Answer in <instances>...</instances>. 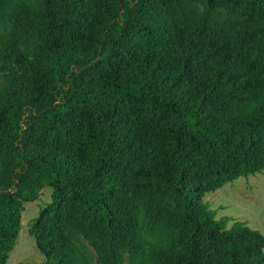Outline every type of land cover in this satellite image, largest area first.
Wrapping results in <instances>:
<instances>
[{"label": "trees", "instance_id": "trees-1", "mask_svg": "<svg viewBox=\"0 0 264 264\" xmlns=\"http://www.w3.org/2000/svg\"><path fill=\"white\" fill-rule=\"evenodd\" d=\"M0 79V264L46 188L44 264H264L203 204L264 171V0H0Z\"/></svg>", "mask_w": 264, "mask_h": 264}, {"label": "rangeland", "instance_id": "rangeland-1", "mask_svg": "<svg viewBox=\"0 0 264 264\" xmlns=\"http://www.w3.org/2000/svg\"><path fill=\"white\" fill-rule=\"evenodd\" d=\"M30 6L38 4L41 0H22ZM8 29H3L6 37ZM4 65V63H2ZM0 79V86L2 85ZM53 200V191L46 188L42 191L38 201L24 205L22 215V230L17 245L10 253L7 264H44L45 256L38 249L35 240L31 237L33 222L39 217L40 211L50 205ZM203 204L212 212L215 220L228 219L226 229L231 230L248 227L264 237V171L261 174L239 178L223 188L207 194ZM146 222L142 233L149 249L160 240V234ZM77 247L86 255L91 264H102L94 246L84 236L80 235ZM86 246V251L82 250ZM122 264H128L127 254Z\"/></svg>", "mask_w": 264, "mask_h": 264}]
</instances>
